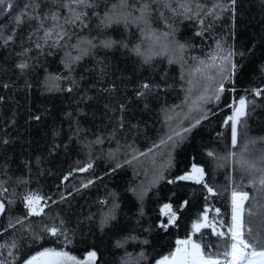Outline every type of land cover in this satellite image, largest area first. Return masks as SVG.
I'll list each match as a JSON object with an SVG mask.
<instances>
[{
    "label": "trees",
    "instance_id": "obj_1",
    "mask_svg": "<svg viewBox=\"0 0 264 264\" xmlns=\"http://www.w3.org/2000/svg\"><path fill=\"white\" fill-rule=\"evenodd\" d=\"M10 2L12 10H0L4 264H22L47 247H63L80 259L95 250L96 264H154L174 249L177 238L191 232L205 207L210 219L230 222L233 189L249 194L245 208L252 215L246 214L245 222L253 234H264V187L259 184L264 176V94L257 97L252 91L264 89V0H236L234 11L230 0H127L128 8H121L120 0H88V7L71 0ZM145 4L148 25L132 19ZM180 4L191 12L185 13ZM71 9L87 13L83 22L66 23L73 19ZM122 12L131 13L127 24H109L106 17L115 19ZM21 14L18 24L14 17ZM54 25L46 42L44 31ZM62 30L67 35L56 43ZM153 33L158 40L149 39ZM8 36L12 39L5 43ZM105 41L115 43L105 48ZM179 44L185 45L183 52ZM137 46L152 56L148 63L135 53ZM229 50L238 53L232 58L238 70L225 88L235 91H226L219 102L201 101V95L214 96L221 81L219 57ZM213 56L216 67L210 66ZM22 62L28 64L23 71L18 68ZM197 67L203 71L196 72ZM143 83L152 88L138 96ZM241 96L249 101L248 115L238 126L233 147L230 124H224L231 115L226 105ZM90 163L87 171H79ZM192 164L204 169V181L215 195L192 181L167 183L190 171ZM30 192L46 198L43 215H28L23 197ZM183 200L189 203L177 225L167 232L160 229V206L173 202L178 207ZM109 213L115 219L102 225ZM52 226L66 231L71 243L44 231ZM203 231L204 243L215 246L210 229ZM135 240L140 244L130 258L128 245ZM13 241L15 249L10 247Z\"/></svg>",
    "mask_w": 264,
    "mask_h": 264
},
{
    "label": "snow or ice",
    "instance_id": "obj_2",
    "mask_svg": "<svg viewBox=\"0 0 264 264\" xmlns=\"http://www.w3.org/2000/svg\"><path fill=\"white\" fill-rule=\"evenodd\" d=\"M72 4L77 6L84 5L85 7L91 6L88 3V0H71ZM236 0H230V7L233 8ZM27 7V6H26ZM120 7L121 8H128L127 0H120ZM148 5L145 4L140 9V16L132 18L130 12H122L116 13L115 19L111 17H106L109 24L111 23H120L123 21L125 24L129 22V19L132 18L135 22L136 20L143 21L145 25H148V18H147V11ZM180 8L184 9L185 13L191 12V7L186 6L185 4H180ZM220 7V5H215L212 10L209 11L208 14H212L216 8ZM13 9V4L10 0H0V10L9 12ZM227 8H221V11H225ZM175 11V9H173ZM73 19L67 20L66 23H75L76 21H82V16L86 15L87 13H79L76 12L75 9H71ZM35 18V17H33ZM15 21L19 24L22 22V14L16 15L14 17ZM51 19L53 21H57L59 17L56 14H53ZM200 23L203 24V20H200ZM86 26V25H85ZM43 27V25H41ZM53 28H49L44 31V38L47 42L48 39L53 37ZM62 28V26H61ZM143 32L144 30L141 29ZM199 35V33H197ZM67 35L66 31H61L56 33V43H59L60 39ZM167 33H165V36ZM159 39L158 36H155V33L149 37ZM12 37L8 36L5 40L7 43L8 40H11ZM91 44V41H88ZM114 41H105L103 46L105 48H111L114 45ZM37 48L40 47L39 44L36 45ZM218 47H220L218 42ZM178 49L180 52H183L185 49V45L179 44ZM165 52L167 51V46H164ZM135 53L139 56L144 57V62L148 63L151 59V55H145L144 52L141 51L140 47L137 46L134 49ZM159 54V53H157ZM70 55V54H69ZM238 55L233 50H229L226 55L219 57L221 63L218 67V72L221 75V81L215 88L214 96L209 97L207 95H201L199 99L201 101H207L214 98L215 101L219 102L221 96L226 91H235V89H226L225 82L231 81L232 77L235 75L236 71L238 70V65L232 62V58ZM239 55L243 56V53H239ZM76 60H79L80 57H75ZM217 57L213 56L212 61L213 63L210 65L211 67H216L215 61ZM172 60H169L171 63ZM204 61H200V64L204 65ZM28 67L26 62H22L18 65V68L23 71ZM209 67V65H205V68ZM196 72H202L203 70L199 67L195 69ZM56 79H59L57 77ZM205 79L211 80L212 77L206 76ZM7 87V85H4ZM58 87V85H57ZM144 91L138 93V96H144L146 91H149L152 88V85L149 83H143L140 86ZM71 91V88L68 89ZM254 95L259 97L264 94V89H253L252 90ZM207 92V88L205 89ZM248 105L249 101L246 97L241 96L238 100H232L231 103L226 105L228 108L231 109V115H228L224 121L225 125L230 124L231 128V143L232 146L235 147L238 141V126L241 124V121L244 117L248 115ZM123 107V105L121 106ZM36 120H39L40 117H34ZM204 119H207V115L203 116ZM200 123V119L196 120V124ZM196 124H193L192 127H195ZM184 131H190V129H184ZM177 136H180V133H176ZM169 140L172 139L171 136L168 137ZM161 143H165V141H161ZM151 151V149H149ZM210 156L213 153H208ZM143 155V153L141 154ZM234 155V154H232ZM135 159V157H133ZM131 163V161H128ZM241 166H245L246 162L242 159L240 161ZM120 165H117L119 167ZM92 167V164H88L85 168L79 169V171H87L89 168ZM250 167L255 168V165L252 164ZM204 169L199 167L196 164L191 165L190 171L185 172L182 175L176 176L174 179L168 180L167 183L169 184H176L177 181H192L195 184L203 185L204 188L207 189L209 194L215 195L213 188L209 187L204 181ZM64 179H67L65 177ZM160 180H164L165 177L163 174L159 176ZM89 184L92 181L88 182ZM153 183H156L154 181ZM259 184L261 187H264V176L260 177ZM88 184H85L84 187H87ZM7 191V189H4ZM175 195V194H173ZM25 207L27 208V213L29 216H40L44 214V209L47 206L46 198L39 195L38 193H28L26 196L23 197ZM249 200V194L243 191H237L235 189L231 192V216L230 222L225 223L223 219L216 220L215 217L212 219L209 218V209L205 207L204 211L200 214V216L194 220L191 224V232L185 238H177L175 240V247L174 249L169 252L167 255L161 256L158 260L155 261V264H264V234H253V230L251 227H248L245 222V215H252L251 209L245 208V203ZM44 202V203H42ZM12 203V201H9ZM188 201L183 200L179 203L178 207L174 206L173 202H166L163 203L158 212V216L162 217L163 219L159 220L158 227L163 229L165 232L168 231L170 227L176 226L177 221L180 219L181 211L188 206ZM5 211V205L3 202H0V214H3ZM216 216L220 215V209H215ZM143 214V213H141ZM115 215L114 213H109L105 216L104 220L102 221V225H106L109 220H114ZM17 223H22V221L18 220ZM63 223V222H61ZM9 227H14V225H9ZM205 229H210V235L217 238V243L215 246L213 244H206L204 243V237L206 233L203 231ZM44 231H46L51 237H60L64 236L66 243H71L70 240L67 239L66 231H62L60 228L56 226L52 227H45ZM193 237H199L198 239H194ZM127 239H135L134 237H128ZM147 243V241H144ZM118 246L120 242H118ZM5 247V245H0V248ZM11 248H17V244L15 241L10 245ZM9 256L12 255L10 251L8 253ZM141 259H146L143 253H140ZM97 261V252L95 250L88 251L86 256L83 259L78 258L77 256L71 254V252L64 250V248H55V247H47L43 248L42 250L36 251L34 254L27 256L22 261V264H96ZM0 264H4L3 260H0ZM139 264V262H137Z\"/></svg>",
    "mask_w": 264,
    "mask_h": 264
},
{
    "label": "rangeland",
    "instance_id": "obj_3",
    "mask_svg": "<svg viewBox=\"0 0 264 264\" xmlns=\"http://www.w3.org/2000/svg\"><path fill=\"white\" fill-rule=\"evenodd\" d=\"M139 244H140L139 241L135 240L134 243H130L128 245L127 252H128L129 255H131L130 258H132L135 255L134 252L137 250V248H138L137 245H139Z\"/></svg>",
    "mask_w": 264,
    "mask_h": 264
},
{
    "label": "built area",
    "instance_id": "obj_4",
    "mask_svg": "<svg viewBox=\"0 0 264 264\" xmlns=\"http://www.w3.org/2000/svg\"><path fill=\"white\" fill-rule=\"evenodd\" d=\"M256 89H262L261 87H258V88H256Z\"/></svg>",
    "mask_w": 264,
    "mask_h": 264
},
{
    "label": "crops",
    "instance_id": "obj_5",
    "mask_svg": "<svg viewBox=\"0 0 264 264\" xmlns=\"http://www.w3.org/2000/svg\"><path fill=\"white\" fill-rule=\"evenodd\" d=\"M231 208V207H230ZM230 211H231V209H230ZM155 264V263H154Z\"/></svg>",
    "mask_w": 264,
    "mask_h": 264
}]
</instances>
